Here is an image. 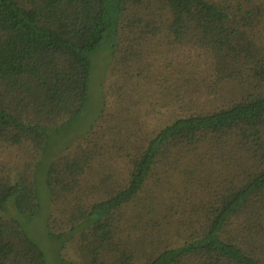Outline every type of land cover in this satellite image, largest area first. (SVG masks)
I'll return each instance as SVG.
<instances>
[{
    "label": "trees",
    "instance_id": "obj_1",
    "mask_svg": "<svg viewBox=\"0 0 264 264\" xmlns=\"http://www.w3.org/2000/svg\"><path fill=\"white\" fill-rule=\"evenodd\" d=\"M162 48L171 72L143 91L127 69L149 75ZM104 53L116 112L42 165ZM129 99L175 115L133 138ZM41 167L52 258L21 224L43 211ZM0 264H264V0H0Z\"/></svg>",
    "mask_w": 264,
    "mask_h": 264
},
{
    "label": "rangeland",
    "instance_id": "obj_2",
    "mask_svg": "<svg viewBox=\"0 0 264 264\" xmlns=\"http://www.w3.org/2000/svg\"><path fill=\"white\" fill-rule=\"evenodd\" d=\"M161 52L162 53L157 52L153 57L150 58V60L152 61V68L149 75L147 73L142 74L141 71H139L138 69H134L133 71H131L130 68L127 69L128 73L130 72L129 76H131L134 83H136L137 80L140 81L138 86L143 88V91L145 88V83L149 80V77L152 78L154 82L161 84V82L159 83V79L160 78L164 79L165 75H167L168 72H171V68H168L167 65L165 64V57L163 54L165 52V49H163V51ZM183 54L188 55L187 52H183ZM175 55H177V53L173 54V60L175 59ZM108 62H109L108 54L104 53L97 58L93 68L94 74L92 76V82L90 88L91 100L89 102L88 110L79 121L66 127L60 133L51 135V142L53 143L58 142V144L57 145L55 144L56 146H51L46 156H43L42 165H45L48 162L49 158H51V156L54 155V153L59 154L63 150V148L68 145L67 143H70L72 140L74 141L76 138L80 137L84 132H86L93 119L97 116V114L101 110L110 111V113L116 112V110H114V107H112V105L107 104L105 106L106 102L103 100L104 92L105 93L115 92L118 93L117 96L121 94L120 87L115 86L114 88H112L111 81L108 78V70H107ZM115 75L121 76L126 74L122 73L121 71V73ZM131 83L132 81L129 78H126V85H131ZM119 85L122 86V89L124 88L122 82L118 83V86ZM106 91H110V92H106ZM217 100L219 101L220 99L217 97ZM135 102H137V104ZM119 105H122V103ZM169 105L170 104L168 103L162 105L160 101L157 100L154 101L150 99L126 100L125 104L122 105L124 108L133 107L134 109H136V115L133 116V118L131 117V115L134 114L130 113V118L135 123V126L130 124L131 125L130 130L133 132L132 133L133 136L132 135L131 136L133 138L144 137L147 134L152 133L153 127L155 126L156 122L163 124L167 122L169 118L175 115L174 111L171 108L169 109ZM200 107L203 108L204 106L202 105ZM108 115L109 113L107 114V116ZM16 154L19 153L17 152L14 153L11 159H16L15 157ZM40 171H42V167L38 171L37 180H38V189L40 191L41 205L43 211H41L39 216L31 220L30 222L22 218L21 224L23 228L28 232L30 237L34 239L44 249L47 256H49V258H52L55 247L52 243L48 242L45 234V214L47 212L48 196L44 184V174ZM173 176H174L172 177L173 188H171V192H168V196L171 197L176 195L175 197L177 198L180 195L182 196L183 193L181 189L182 188L181 181H183V178L178 174H175ZM175 186H177L179 189L176 188ZM55 209L56 210H54L52 220L56 221L58 226L57 229L66 230L65 224L67 220V214L66 211L64 210V206L62 202L55 204ZM79 252L81 253V249L77 246V243L74 244L71 243L67 246L66 250L63 252V256L66 259L72 261H78L80 254Z\"/></svg>",
    "mask_w": 264,
    "mask_h": 264
}]
</instances>
